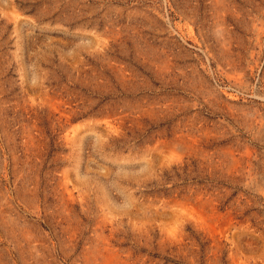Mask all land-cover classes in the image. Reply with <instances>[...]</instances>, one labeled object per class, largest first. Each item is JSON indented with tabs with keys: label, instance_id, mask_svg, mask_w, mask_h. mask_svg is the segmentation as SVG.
<instances>
[{
	"label": "rangeland",
	"instance_id": "rangeland-1",
	"mask_svg": "<svg viewBox=\"0 0 264 264\" xmlns=\"http://www.w3.org/2000/svg\"><path fill=\"white\" fill-rule=\"evenodd\" d=\"M0 264H264V0H0Z\"/></svg>",
	"mask_w": 264,
	"mask_h": 264
}]
</instances>
